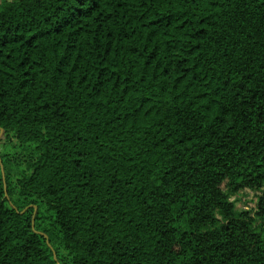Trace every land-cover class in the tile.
Instances as JSON below:
<instances>
[{
	"label": "trees",
	"instance_id": "trees-1",
	"mask_svg": "<svg viewBox=\"0 0 264 264\" xmlns=\"http://www.w3.org/2000/svg\"><path fill=\"white\" fill-rule=\"evenodd\" d=\"M0 135V264H264V0H0Z\"/></svg>",
	"mask_w": 264,
	"mask_h": 264
},
{
	"label": "rangeland",
	"instance_id": "rangeland-1",
	"mask_svg": "<svg viewBox=\"0 0 264 264\" xmlns=\"http://www.w3.org/2000/svg\"><path fill=\"white\" fill-rule=\"evenodd\" d=\"M260 195L261 192L245 190L232 196L231 200L235 203L237 210L250 211L256 209Z\"/></svg>",
	"mask_w": 264,
	"mask_h": 264
},
{
	"label": "water",
	"instance_id": "water-1",
	"mask_svg": "<svg viewBox=\"0 0 264 264\" xmlns=\"http://www.w3.org/2000/svg\"><path fill=\"white\" fill-rule=\"evenodd\" d=\"M1 135H2V133H1ZM1 135H0V138H1Z\"/></svg>",
	"mask_w": 264,
	"mask_h": 264
}]
</instances>
